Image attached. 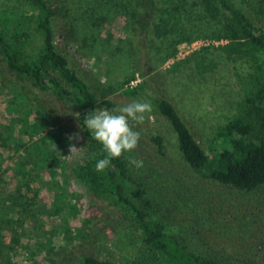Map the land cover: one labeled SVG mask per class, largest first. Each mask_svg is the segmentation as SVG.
<instances>
[{"label":"trees","instance_id":"16d2710c","mask_svg":"<svg viewBox=\"0 0 264 264\" xmlns=\"http://www.w3.org/2000/svg\"><path fill=\"white\" fill-rule=\"evenodd\" d=\"M121 1L132 5V0ZM135 1L146 16L159 6L156 0ZM239 1L163 0L155 26L157 36L171 34L178 45L194 40L178 27L189 8L197 7L205 18L224 17V33L216 39L227 43L216 49L226 61H245L251 69L235 112L209 139L210 153L155 76L141 71V83L131 85L136 81L133 74L118 90L128 103L139 94L151 103L155 123L148 117L141 128L153 149L140 138L133 152L112 159L103 172L95 168L104 158L102 146L83 120L97 106H123L110 98L118 90H92L58 52L49 0H27L28 11H0V67L53 98L66 113H79V120L74 115L70 120L83 132L84 155L71 164V176L109 208L112 223L131 249L119 264H264V22L252 20ZM210 48L175 62L170 71L190 65L199 76L213 72L216 63L208 56ZM175 54L176 49L167 58ZM162 123L175 135L179 161L166 152ZM50 156L45 154L46 159ZM130 159L143 163L137 168ZM207 186H212L211 192ZM81 262L114 264L93 254L84 255Z\"/></svg>","mask_w":264,"mask_h":264},{"label":"rangeland","instance_id":"374dc122","mask_svg":"<svg viewBox=\"0 0 264 264\" xmlns=\"http://www.w3.org/2000/svg\"><path fill=\"white\" fill-rule=\"evenodd\" d=\"M49 1L56 48L92 90H118L133 74L136 81L131 85L136 86L142 80L140 72H150L210 153L209 139L235 112L244 95V78L251 71L245 61L228 62L216 49L227 43L216 39L224 33V17L205 18L197 7L189 8L178 27L194 40L175 45L171 34H155L163 0H156L159 6L151 16L141 13L135 0L131 6L121 0ZM238 5L255 22H264V4L240 0ZM2 10L23 12L29 7L27 0H0ZM210 45L208 56L216 63L213 72L199 76L190 65L170 71L175 62ZM175 49V57L167 58ZM110 98L119 105L129 104L119 90ZM133 100L148 102L145 94ZM72 117L53 98L0 69V264H82L86 254L119 264L131 252L112 223L109 208L71 176V164L83 158L85 146ZM148 117L155 123L153 108ZM139 127L133 124L134 131ZM160 128L168 156L179 161L175 135L166 123ZM138 132L147 144L145 128ZM73 134L78 138L71 143L83 150L71 154ZM211 187L207 186L208 192Z\"/></svg>","mask_w":264,"mask_h":264},{"label":"clouds","instance_id":"9594fccd","mask_svg":"<svg viewBox=\"0 0 264 264\" xmlns=\"http://www.w3.org/2000/svg\"><path fill=\"white\" fill-rule=\"evenodd\" d=\"M151 111L150 102L133 101L112 110L103 108L86 114L83 120L84 126L91 133L92 139L102 146L104 153V158L96 162L97 172H103L109 168L112 159L119 158L126 152L131 153L137 148L140 133L133 130V124H142L145 115ZM72 115L79 120V113ZM73 138H78V134L69 137V152L71 154L83 150V148L78 150L71 143ZM129 163L138 168L143 162L138 159H130Z\"/></svg>","mask_w":264,"mask_h":264},{"label":"built area","instance_id":"2783aa9c","mask_svg":"<svg viewBox=\"0 0 264 264\" xmlns=\"http://www.w3.org/2000/svg\"><path fill=\"white\" fill-rule=\"evenodd\" d=\"M183 47H187V45L186 44H184L183 45ZM180 55L182 54V49H181V51H180V53H179Z\"/></svg>","mask_w":264,"mask_h":264}]
</instances>
